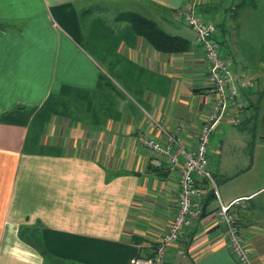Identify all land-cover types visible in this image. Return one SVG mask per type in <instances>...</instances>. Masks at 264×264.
Listing matches in <instances>:
<instances>
[{
    "label": "crops",
    "instance_id": "obj_1",
    "mask_svg": "<svg viewBox=\"0 0 264 264\" xmlns=\"http://www.w3.org/2000/svg\"><path fill=\"white\" fill-rule=\"evenodd\" d=\"M190 1L0 0V264H130L153 253L177 210L178 167L164 159L154 166L157 155L139 136L164 141L151 116L167 130L183 122L193 146L214 99L203 51L177 15ZM195 1L216 24L235 80L254 81L238 90L241 108L229 107L211 134L216 193L196 177L201 212L164 264H247L228 242L219 201L236 216L250 264H264V65L247 69L235 54L229 20L249 0ZM109 7L116 13L108 15ZM123 11L185 37L188 49H154L116 21ZM251 109L261 117L260 134L240 129Z\"/></svg>",
    "mask_w": 264,
    "mask_h": 264
},
{
    "label": "built area",
    "instance_id": "obj_2",
    "mask_svg": "<svg viewBox=\"0 0 264 264\" xmlns=\"http://www.w3.org/2000/svg\"><path fill=\"white\" fill-rule=\"evenodd\" d=\"M195 5L196 1L192 0L180 6L177 15L194 31L195 40L203 51L209 90L214 94L213 105L201 121L197 140L193 146H188L184 141L182 133L185 124L183 122L177 124L172 130H167L159 121L149 116L150 126L164 135V141L143 132L140 134L139 140L156 153L157 156L151 160L154 166H159L160 159H164L169 168L178 167V206L167 230L157 241L153 253L148 257H135L130 264H164L168 247L200 214L202 192L196 183V177L213 183L214 191L216 189L207 165L208 143L211 134L226 117L229 107L234 110L241 108V104L237 100L238 90L247 89L253 85L251 79L235 80L230 62L227 56L222 53L220 41L216 38L218 33L216 24L201 15L195 9ZM217 216L224 226L233 252L241 262L250 264L251 247L244 239L236 216L230 210L229 205L219 201Z\"/></svg>",
    "mask_w": 264,
    "mask_h": 264
},
{
    "label": "rangeland",
    "instance_id": "obj_3",
    "mask_svg": "<svg viewBox=\"0 0 264 264\" xmlns=\"http://www.w3.org/2000/svg\"><path fill=\"white\" fill-rule=\"evenodd\" d=\"M247 3L249 4L245 6L244 5L241 6L242 4L238 5V8H236L234 13L229 15V20L231 19V21L233 22L232 24L233 32L231 35L234 36L233 45L235 49L234 51L235 54L239 57L240 60L246 59L247 69L257 71V70H261L262 68L261 65H264V0H255V1L250 0L247 1ZM100 4H106V3L103 2ZM247 10L250 12V13L248 12L249 17L244 18L243 13L247 12ZM111 13L112 14L116 13L115 7L110 8V12H108V15ZM241 16L244 19H242ZM240 22H244V24ZM243 26L245 28H243ZM230 66H231V62H230ZM239 68H241V66ZM260 74L261 76H264V70L260 72ZM263 88H264V82L260 83V90H263ZM262 97L263 99L260 102L261 104L262 101L264 100V93ZM250 112L251 113L253 112V117H251L243 126H241V128L233 125H228V128L229 129L240 128L250 132L251 130L255 129L257 130V133L260 134V130H261L260 126L262 121L261 117L258 115V111L256 113V110L254 109H251ZM243 131L241 137L244 136L246 137V134ZM226 138H228V136H226ZM249 151L250 148H247V160L245 159L246 162H250L249 157L251 151L250 152ZM258 163L259 162L257 161L254 164V167L250 172L255 173V171H258V166H259ZM258 173H259L258 178L264 176L263 169L259 170ZM211 185L214 188L213 183H211ZM177 191H178V187H177Z\"/></svg>",
    "mask_w": 264,
    "mask_h": 264
},
{
    "label": "trees",
    "instance_id": "obj_4",
    "mask_svg": "<svg viewBox=\"0 0 264 264\" xmlns=\"http://www.w3.org/2000/svg\"><path fill=\"white\" fill-rule=\"evenodd\" d=\"M116 20L128 22L135 33L141 36L158 51L183 52L189 47V42L185 37L165 32L155 21L138 12H120L116 17Z\"/></svg>",
    "mask_w": 264,
    "mask_h": 264
}]
</instances>
